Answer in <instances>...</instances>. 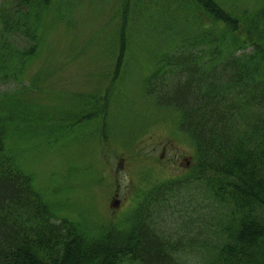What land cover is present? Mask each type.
<instances>
[{"label": "trees", "instance_id": "16d2710c", "mask_svg": "<svg viewBox=\"0 0 264 264\" xmlns=\"http://www.w3.org/2000/svg\"><path fill=\"white\" fill-rule=\"evenodd\" d=\"M55 1L0 3V82L19 87L0 93V264H181L179 243L166 238L157 219L189 183L222 210L203 263L264 264V0H154L173 4L176 18L162 13L167 21L156 19L154 58L141 85L156 104L178 114V129L195 148L194 165L182 178L144 191L125 227L93 234L66 218L55 221L7 144L29 120L17 93L34 85L24 86L23 76L39 49L42 13ZM120 2L112 80L138 12L131 0ZM102 109L96 110L101 116Z\"/></svg>", "mask_w": 264, "mask_h": 264}, {"label": "rangeland", "instance_id": "374dc122", "mask_svg": "<svg viewBox=\"0 0 264 264\" xmlns=\"http://www.w3.org/2000/svg\"><path fill=\"white\" fill-rule=\"evenodd\" d=\"M131 2L138 12L127 32L124 64L113 80L120 0H56L42 13L39 50L23 76L36 81L17 93L18 109L29 120L7 139L54 217L67 218L92 234L111 225L123 227L144 191L157 182L180 179L193 167L195 148L178 129V114L157 105L141 85L154 58L155 21H167L162 13L176 18L174 5ZM14 40L18 46L23 43L17 36ZM17 88L0 82V93ZM102 107V118L86 119L89 110ZM187 156L191 165L186 170L181 163ZM112 198L119 207L111 206ZM221 216L220 206L189 183L157 222L174 246L179 243L181 264H204L202 255L211 251L207 242L217 236Z\"/></svg>", "mask_w": 264, "mask_h": 264}]
</instances>
